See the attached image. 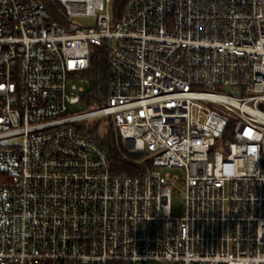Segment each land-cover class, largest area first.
Wrapping results in <instances>:
<instances>
[{"label":"built area","instance_id":"1","mask_svg":"<svg viewBox=\"0 0 264 264\" xmlns=\"http://www.w3.org/2000/svg\"><path fill=\"white\" fill-rule=\"evenodd\" d=\"M102 119L150 170L113 174ZM138 262L264 264V0H0V264Z\"/></svg>","mask_w":264,"mask_h":264},{"label":"trees","instance_id":"2","mask_svg":"<svg viewBox=\"0 0 264 264\" xmlns=\"http://www.w3.org/2000/svg\"><path fill=\"white\" fill-rule=\"evenodd\" d=\"M47 8L51 17L57 20L60 6L56 3L49 2ZM80 80L88 83L89 89L86 94L81 95L80 104L86 106L87 110L97 109L104 105L108 95L109 74L105 61V51L98 49L92 55L89 67L86 71L78 76ZM102 122H98L87 133V135L98 141L106 150L109 164L113 174L123 176H142L151 169L150 161L145 155L130 154L128 149L122 143V140L109 124L100 129ZM101 125V126H100Z\"/></svg>","mask_w":264,"mask_h":264},{"label":"rangeland","instance_id":"3","mask_svg":"<svg viewBox=\"0 0 264 264\" xmlns=\"http://www.w3.org/2000/svg\"><path fill=\"white\" fill-rule=\"evenodd\" d=\"M74 23L81 27H88L94 25V19L91 17H77L73 19ZM74 84L77 88L82 89V94H86L88 92L89 86L88 83L84 80H78V81H71L69 85ZM69 110L71 113H80V112H87L86 106L82 104H77L74 106H70ZM105 119L100 120V122L104 121ZM98 122L96 120H89L83 125L88 129L91 130L95 124ZM101 126V125H100ZM105 126V124L102 123L100 134L102 135V127ZM161 172H166L164 169H160ZM170 172L178 174V176L181 178L180 181H178L176 184L172 186V195L170 200V206H171V212L175 217H180L183 213V190H182V173L181 171H172ZM136 264H174L172 262H138Z\"/></svg>","mask_w":264,"mask_h":264}]
</instances>
